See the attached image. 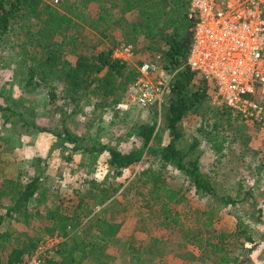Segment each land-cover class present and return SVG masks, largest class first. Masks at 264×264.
Masks as SVG:
<instances>
[{
  "label": "rangeland",
  "instance_id": "374dc122",
  "mask_svg": "<svg viewBox=\"0 0 264 264\" xmlns=\"http://www.w3.org/2000/svg\"><path fill=\"white\" fill-rule=\"evenodd\" d=\"M39 1L62 13L68 9L74 10L75 6L80 8V17L74 19V23L75 30L81 37L77 44L65 46L62 50V58L71 65L76 63L79 56L92 58L102 49H112L113 43L118 44V47L128 45L133 48L135 55L124 64L135 75V79L137 68L148 63L157 68V73L150 76L153 84L168 86L170 83L173 74L163 69L161 52L167 49L165 40L173 35L174 27L180 28V34L189 31L183 12L188 7L187 0H181L184 3L183 11L175 15V23L167 26L161 39L152 42L146 41L140 33L135 42H127L125 34L120 30H114L106 38H101L89 28L92 20L97 19L95 7L99 0H92L89 4V0ZM173 1L153 0L151 3L157 2L158 5L165 6L167 17H172L175 10ZM81 5H87L85 11ZM21 15L26 19L28 27L34 23L35 20L27 10L22 11ZM113 15L116 20L121 13L115 8ZM124 18L125 23L133 27L142 23L138 20L137 12L126 14ZM166 19L164 17L161 21L162 25H166ZM28 27L22 31L17 22L0 39V105L15 113L5 126H2L0 113V183L3 180H15L20 174L22 178L33 176L37 173L33 169L34 165H40L41 168L45 165L42 187L50 189L57 199H51L39 208H35L36 200H31L29 208L33 213L37 211L39 216H34L27 226H15V230L23 236L42 239L47 236L42 229L49 224L46 219L48 211L59 206L63 215H71L78 200L85 197L88 208L98 213L101 221L119 225L120 229L115 238L102 247V251L92 250V245L86 246L85 256L80 264H222L214 257L204 258L197 247L186 241L184 234L187 229H192V233L197 234L198 213L214 210L217 213L215 229L233 233L237 219L242 218L252 235V244L245 242L243 238H233L229 257L246 261L244 264H264V124L244 121L231 112L227 122V116H219L217 111L228 109L223 105L213 104L209 96L206 110L200 116H188L183 124V146L189 145L193 139L198 141V148L193 156L199 158L201 168L215 174L213 185L217 193L235 197L240 184L243 189L252 193L259 211L246 203L237 207L218 208L207 197L197 194L184 175L161 164L153 156L144 155L139 164L114 174L106 166L109 159L107 153L74 155L69 151L70 146L65 151L56 147V139L51 134L38 133L22 126L20 117L49 130L61 128V118L50 112L51 107L47 105V89L41 87L33 91L25 86L26 67L29 66L30 58L38 53L35 41L28 40L27 32L31 29ZM56 41L60 42L57 38ZM56 85L59 94L64 91L63 84ZM128 88L115 107L109 105L110 100L88 96L75 103L78 106L74 114H70L74 104L67 100L62 103L60 100L58 106L62 105L68 115L64 127L70 134L84 139L81 143L87 146L96 143L97 146L113 147L121 153L139 148L142 142L134 136V127L153 122L152 109L160 112L168 97L166 95L162 98L160 106L140 109L129 100ZM118 104L125 108L117 109ZM156 122L157 127H161L159 118ZM213 131H219L228 140L227 148L218 156L213 153L207 141L208 133ZM162 138L163 144H166L168 135L165 132ZM72 157H76V160ZM37 160L43 163H36ZM74 166L81 171L76 179L73 178L74 174H69ZM144 169L159 173L170 189L179 192L178 199L170 207L174 213L179 214L182 226H172L170 229L162 227L163 218L157 206L150 203L146 207L138 196L143 190L139 185L133 184L138 173ZM59 175L68 179V182L60 184ZM107 187H113L117 192L101 206L100 190ZM83 230L84 226L80 227L75 235L78 239L86 238V241L94 245L96 230H91L87 236H84ZM152 239L157 240L155 245L152 244Z\"/></svg>",
  "mask_w": 264,
  "mask_h": 264
},
{
  "label": "trees",
  "instance_id": "16d2710c",
  "mask_svg": "<svg viewBox=\"0 0 264 264\" xmlns=\"http://www.w3.org/2000/svg\"><path fill=\"white\" fill-rule=\"evenodd\" d=\"M91 1L89 0L87 4ZM151 1L153 0H99L95 7L97 19L92 20L89 28L96 31L101 38H106L107 34L114 30H120L125 34L127 42H135L139 33L143 34V38L149 42L161 39L167 26L175 23V15L183 11L184 3L181 0H174L175 10L172 17H167L168 12L165 6H160L157 2L151 3ZM81 6L85 11L87 5ZM115 8L121 13L116 20L113 15ZM24 10H27L29 16L35 20L30 27L26 25V19L21 15ZM80 11V8L75 6L74 10L68 9L62 13L42 4L39 0H0V39L17 22L20 23L22 31L26 30V26L31 28L27 32L28 40L35 41L38 53L30 58L29 66L26 67L25 86L33 91L45 87L47 105L51 107L50 112L61 118V128L57 130L46 129L20 117L22 126L38 133L51 134L56 139V147L65 151L70 146L69 151L74 155L77 153L89 155L107 153L109 159L106 166L114 174L139 164L144 155L156 157L161 164L174 168L184 175L197 194L207 197L218 208L237 207L246 203L259 211L252 193L243 189L240 184H238L235 197L217 193L213 185L215 174L212 175L201 168L199 158L193 156L198 148L197 140L193 139L189 145L183 146L185 138L183 124L186 118L192 115L200 116L209 102L207 84L186 66L192 30V23L187 18V9L183 12H185V22L189 31L180 34L178 33L180 28L174 27L173 35H169L165 40L167 49L161 52L163 69L173 74L167 86V103L160 112H157L155 108L152 109L153 122L134 127L136 131L134 136L142 142V145L127 153H121L113 147L97 146L96 143L89 146L84 145L81 143L85 141L84 139L68 132L64 127L68 115L62 109V105L58 106L60 100L62 103L67 100L74 104L70 114H74L78 106L75 103L77 104L83 97L88 96L110 100L109 105L115 107L121 100L122 93L135 81V75L126 69L125 64L112 57V51L118 47V44L113 43L112 49H102L92 58L79 56L74 65L62 58L63 48L77 44L81 37L80 33L75 30L76 24L74 23V19L80 17ZM133 12H137L138 20L142 22L140 26L133 27L125 23L124 15ZM164 17L167 18L166 25L161 24ZM36 29L38 30L33 32ZM56 38L60 42L56 41ZM56 83L64 86V91L60 94L57 92ZM228 111L220 110L217 114L219 116L225 114L228 122L230 117V111ZM0 113L2 114V126L10 123L11 117L15 115L9 108L1 105ZM157 118H159L161 127H157ZM164 132L168 135L166 144H163ZM207 141L216 156L222 153L228 145L227 138L219 131L209 132ZM37 162L43 163L41 160ZM44 168L45 165L41 168L36 164L33 167L35 171L37 170L35 175L22 178L20 174L15 180H3L0 183V264H25L41 240L36 236H23L15 230V226L19 224L27 226L34 216H39L37 211L33 213L29 208L31 200H36L35 208H39L47 201L57 199L50 189L42 187ZM135 185L142 188L143 192L138 193V196L146 207L150 203L157 206L163 218L162 227L170 229L172 226H182L179 214L174 213L170 207V204L178 199L179 192L170 189L159 173L144 169L138 173L133 186ZM116 192L117 189L113 187L101 189L100 205L103 206L105 201L112 198ZM216 216L217 213L214 210L198 213L196 218L198 232L193 234L192 229H187L184 233L186 241L197 247L203 253L204 258L214 257L222 264L246 263V261L242 260V262L228 255L233 238H243L245 242L253 243L245 220L238 218L235 231L226 233L215 229ZM46 217L49 224L43 227L42 232L47 236L57 233L66 239L58 247L57 260L47 264H80L85 256L86 246L92 245V250L102 251V247L104 248L106 243L112 241L120 229L119 225L101 221L98 213L88 208L85 197L78 200L71 215H63L59 206H55L48 211ZM83 226L84 236L89 235L91 230H96L94 245L86 241V238L78 239L75 235V232ZM151 242L155 245L157 240L152 239Z\"/></svg>",
  "mask_w": 264,
  "mask_h": 264
},
{
  "label": "built area",
  "instance_id": "2783aa9c",
  "mask_svg": "<svg viewBox=\"0 0 264 264\" xmlns=\"http://www.w3.org/2000/svg\"><path fill=\"white\" fill-rule=\"evenodd\" d=\"M187 5L192 30L186 66L207 84L213 104L264 124V0H187ZM134 55L128 45L112 51L123 63ZM153 73L157 68L143 63L128 88L129 100L140 109L160 106L168 95L167 86L151 82ZM65 240L57 233L43 237L25 264L54 262Z\"/></svg>",
  "mask_w": 264,
  "mask_h": 264
},
{
  "label": "crops",
  "instance_id": "0c3cea01",
  "mask_svg": "<svg viewBox=\"0 0 264 264\" xmlns=\"http://www.w3.org/2000/svg\"><path fill=\"white\" fill-rule=\"evenodd\" d=\"M94 155H96V154H94ZM93 156V155H92ZM74 160H76L75 158L76 157H72ZM72 170V171H71ZM70 171H69V174H74L73 175V178H77V174H78V172L80 173L81 171H78V168L77 167H75L74 166V170L73 169H71ZM10 178H13V177H10ZM72 179V178H71ZM68 182V179H64V177H62V175H59V177H58V182L60 183V184H64V182ZM77 182V181H76Z\"/></svg>",
  "mask_w": 264,
  "mask_h": 264
}]
</instances>
